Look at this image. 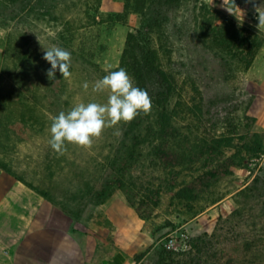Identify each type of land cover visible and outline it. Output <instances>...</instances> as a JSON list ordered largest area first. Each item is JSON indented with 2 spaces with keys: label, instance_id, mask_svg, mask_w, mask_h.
Returning <instances> with one entry per match:
<instances>
[{
  "label": "rangeland",
  "instance_id": "obj_1",
  "mask_svg": "<svg viewBox=\"0 0 264 264\" xmlns=\"http://www.w3.org/2000/svg\"><path fill=\"white\" fill-rule=\"evenodd\" d=\"M30 1L0 0V163L44 193V222L72 231L88 264L116 253L124 264H264V131L246 113L249 54L210 32L226 16L253 27L222 0L167 10L151 35L174 81L178 156L165 163L154 149L158 106L114 71L143 21L135 0L124 17V0H100L94 15L87 0H47L50 14ZM229 157L231 173L200 184ZM187 185L199 192L191 201L175 194Z\"/></svg>",
  "mask_w": 264,
  "mask_h": 264
},
{
  "label": "trees",
  "instance_id": "obj_2",
  "mask_svg": "<svg viewBox=\"0 0 264 264\" xmlns=\"http://www.w3.org/2000/svg\"><path fill=\"white\" fill-rule=\"evenodd\" d=\"M6 1H19L24 7H34L33 4L30 5V0ZM178 1L179 0H135L134 7L143 17V21L138 29L127 33L119 64L114 70L129 74L133 79L135 92L141 96L151 97L152 103L158 106L156 107V134L160 136V141L154 146V149L165 163H172L173 160L176 159V155L178 156L171 148L172 140L175 137V128L172 125L170 111L168 110L170 98L174 90V81L172 76L161 67L158 49L154 47L151 35L154 31L164 27L165 20L168 17L167 10L175 7V3ZM36 2L45 14H50L54 8V2L50 1V3H48L49 1L47 2V0H36ZM99 2L100 0L86 1L88 9H92L93 15L98 9ZM202 9L204 10V8ZM128 11V0H124L123 11L117 14V16L124 17L128 14ZM89 14L90 13H88V15ZM247 28L248 27L244 25L241 27L236 24L227 16L222 17L220 18L219 24L210 27L212 41L219 47H234L236 51L246 52L249 54L247 64H251L258 48L263 43V39L254 29H252L253 31L251 32L248 31ZM222 141V139H218L216 141L217 144H209L210 146H214L211 148L209 147V149L219 151ZM235 165H237V163L232 157H229L221 163L218 168L204 171L199 176L198 181L201 185L206 187L217 182L221 177L231 173V167ZM0 167L9 172H13L3 163H0ZM13 175L24 182V180L14 172ZM115 181H119L120 186L123 180L117 178ZM27 185L31 187L28 183ZM38 193L44 196V193ZM198 193L197 190L187 185L179 188L175 194L180 199L191 201L197 198ZM120 258V255H115V264H120ZM100 264H106V262ZM161 264L172 263L163 260Z\"/></svg>",
  "mask_w": 264,
  "mask_h": 264
},
{
  "label": "crops",
  "instance_id": "obj_3",
  "mask_svg": "<svg viewBox=\"0 0 264 264\" xmlns=\"http://www.w3.org/2000/svg\"><path fill=\"white\" fill-rule=\"evenodd\" d=\"M222 2L263 37L247 71L253 97L246 113L264 131V0ZM43 203L41 194L0 167V264H88L83 244L72 231L44 222ZM115 255L110 263L103 262L115 264Z\"/></svg>",
  "mask_w": 264,
  "mask_h": 264
},
{
  "label": "built area",
  "instance_id": "obj_4",
  "mask_svg": "<svg viewBox=\"0 0 264 264\" xmlns=\"http://www.w3.org/2000/svg\"><path fill=\"white\" fill-rule=\"evenodd\" d=\"M172 240L169 241V243L167 244L168 247L171 246Z\"/></svg>",
  "mask_w": 264,
  "mask_h": 264
}]
</instances>
